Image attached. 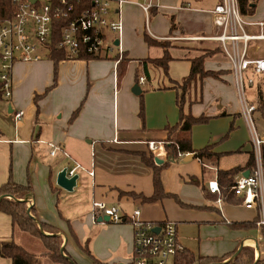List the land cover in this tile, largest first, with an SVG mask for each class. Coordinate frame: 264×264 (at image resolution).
<instances>
[{"label": "crops", "instance_id": "1", "mask_svg": "<svg viewBox=\"0 0 264 264\" xmlns=\"http://www.w3.org/2000/svg\"><path fill=\"white\" fill-rule=\"evenodd\" d=\"M131 2L116 16L123 22L120 43L127 61L122 76H119L122 57L117 53L93 60L63 59L57 68L49 56L15 64L11 107L0 103L4 115L0 124V187L10 179L18 185H30L32 191L24 201L35 210L33 218L38 224L56 229L55 233L45 234L61 237L64 255H70L77 264L82 261L93 264L84 252L88 234L95 241L87 247L102 263L131 264L133 259V225L130 221H104L106 217L100 214L94 223L93 202L119 208L125 219L140 210V220L144 222L159 225L173 222L180 243L198 256L222 258L250 247L255 250L256 260H264V229L259 226L258 209L246 208L241 198L223 201L208 190L209 182H218L219 170L241 168L236 179L250 171L246 166L254 151L252 138L249 139L251 130L244 125L246 120L231 64L220 43L210 39L219 34L212 11L220 0H158V8L152 9L149 16L139 6L148 0ZM249 2L254 10L251 15H244L247 23L252 24L247 31L253 36L264 35V26H257L264 24V0ZM174 23L176 27L172 30ZM145 35L169 42L172 60L168 75L148 64L149 79L144 86L138 83L145 105L143 123L141 95L132 92L137 85L136 75L145 76L140 61L164 56V49L149 46ZM261 46L264 47V40L250 42V57L264 58ZM210 52L213 55L208 56ZM202 56H208L204 61L206 70L222 73L218 79L192 82L185 113L211 118L208 124L193 127L192 145L195 150L214 145L213 153L220 158L204 161L184 158L158 165L155 158L162 160L165 153L154 156L148 143L167 145L166 128L175 126L180 117L177 104L180 93L176 88L189 76L192 61ZM37 96H42L38 106ZM17 111L23 113L20 120L12 116ZM236 122L244 125L246 142L250 141L247 147L227 145L233 138L224 143L229 133L230 138L237 135ZM50 145L59 147L54 156ZM140 153L151 156L157 167H165L162 184L171 196L145 203L129 194L146 197L154 194V170L144 164ZM76 164L85 170L78 171L77 186L68 192L57 185V177ZM254 221L257 224L251 228L231 226ZM25 235L40 244L42 253L45 251L39 239L14 228L11 217L0 212V243H16ZM42 264L54 263L46 259Z\"/></svg>", "mask_w": 264, "mask_h": 264}, {"label": "built area", "instance_id": "2", "mask_svg": "<svg viewBox=\"0 0 264 264\" xmlns=\"http://www.w3.org/2000/svg\"><path fill=\"white\" fill-rule=\"evenodd\" d=\"M10 1V6L0 10V14H4L0 18V103L4 106L11 107L13 68L18 62L39 61L43 56H49L52 50L61 51L67 60H78L86 56L104 58L116 51L120 58L123 56L120 43L123 22L116 16L125 4L132 3L131 0ZM157 1L148 0L139 6L149 16L152 9L158 8ZM212 14L219 34L210 39L220 43L231 64L242 114L251 130L256 156L255 170L248 177H238L232 191L242 199L246 208L258 209L259 226L264 229V171L261 155L264 136L258 134L254 122L257 107L246 96V87L257 86L258 91L262 92L264 104V58L250 57V42L264 40V35L253 36L248 33L247 28L252 24L245 20L238 0H220ZM257 26L262 28L264 24ZM116 40L119 46L115 45ZM145 83L146 78L141 77L139 85L144 86ZM22 115L21 111L12 112L15 120H20ZM50 146L53 148L51 155L54 156L59 147ZM148 148L154 156L165 153L162 158L164 164L183 160L190 154L179 152L177 157L171 158L164 142H149ZM79 170L85 169L76 164L67 170V177L78 175ZM90 175L94 173L90 172ZM208 190L211 194L221 193L217 181L209 182ZM98 214L108 217L112 223L130 221L133 225L134 254L131 264L173 263L175 257L186 250L178 240L173 222L166 221L160 225L144 222L140 220V210L134 211L132 218L125 219L119 208L104 202H93L94 223Z\"/></svg>", "mask_w": 264, "mask_h": 264}, {"label": "trees", "instance_id": "3", "mask_svg": "<svg viewBox=\"0 0 264 264\" xmlns=\"http://www.w3.org/2000/svg\"><path fill=\"white\" fill-rule=\"evenodd\" d=\"M238 4L240 7V11L243 15H251L253 13L254 8L250 4L249 0H238ZM10 0H0V10L5 9L6 6H10ZM4 17V14H0V18ZM175 23L172 24V30L175 29ZM145 41L149 46H159L164 49V56L158 60H144L140 61V65L142 69H144V75L140 76L138 73L136 75V83L138 84L141 77H145L146 81L149 79L147 66L148 64H152L155 67L161 68L166 75L169 74V63L172 60L169 49L171 47L169 42H160L152 39L149 35H145ZM213 55V52L207 54ZM124 56V55H123ZM119 63L120 66V75L124 74V67L123 65L125 62V58H123ZM208 56H202L200 58L194 59L192 61V69L187 78L183 80L182 85L177 86V90L179 91L178 96V108H179V122L175 126H168L166 131L168 133L167 137V149L169 150L170 157H177L179 152L182 153H190L195 154V158L204 161L205 159L209 160H218L220 155L213 153L214 145L206 146L201 150H195L192 145V129L196 125H204L210 122V117L207 116H200L195 117L191 113H185V105L187 102V96L190 91V86L192 82L196 80H204L206 78H215L218 79L222 72H214L205 69L204 61L205 58ZM50 59L55 61L56 68L58 63L65 59L64 54L59 50H52L49 55ZM85 60H93L99 59L93 56H86L85 58H80ZM123 67V68H122ZM42 96L36 97V106H38L39 99ZM141 105H140V118L144 123V116H145V105L143 95L140 97ZM258 105L257 112L260 113L261 118L264 120V104L262 100V92L259 90L257 94ZM1 100V96H0ZM79 110L74 113V116L77 115ZM228 137V136H227ZM226 137V138H227ZM261 155H262V163H263V171H264V144L261 148ZM140 157L144 164L148 167H151L154 170V194L151 197H146L142 195H136L134 193H129L131 196L142 198L145 203H153L156 201H160L165 199L170 194H167L164 190L161 173L165 167H157L154 164V160L151 156H147L145 153H140ZM256 167V156L255 152L253 151L250 154L249 162L246 166V169L253 172ZM242 171L241 168H234L232 170H219L217 173V180L218 184L221 189L220 195H218L223 201L232 202L237 197L234 192L232 191V187L236 182L237 175ZM32 187L30 185L23 186L16 184L12 179L10 181L0 187V198L3 199L0 202V212L5 213L6 215L10 216L12 219V224L14 228L20 230L21 232L27 233L33 237L39 239L45 248L42 256L28 252L23 246L15 243H0V255L1 257L8 259L11 264H42L43 260L47 259L54 264H77L70 255L64 256L66 252L62 248V238L59 236H50L44 234L45 232L48 233H55L56 229L52 226H49L45 223L38 224L37 220L33 218L35 215L34 209H28L27 203L24 201L25 198L31 193ZM206 191V189H205ZM207 194V192H206ZM216 195V194H215ZM242 201V199H241ZM29 211L31 214H29ZM257 221L251 223H241V224H231L233 228H251L255 227ZM44 232V233H43ZM84 252L92 258L93 264H104L98 259H96L87 245L84 247ZM232 258V259H231ZM229 261L227 263L226 260ZM231 259V260H230ZM256 262V255L255 250L250 247H243L239 253L238 250L234 253L224 256L222 258L216 257H202L198 256L188 250L178 254L175 259L173 260V264H255ZM256 264H264V260H259Z\"/></svg>", "mask_w": 264, "mask_h": 264}, {"label": "rangeland", "instance_id": "4", "mask_svg": "<svg viewBox=\"0 0 264 264\" xmlns=\"http://www.w3.org/2000/svg\"><path fill=\"white\" fill-rule=\"evenodd\" d=\"M261 49H262V51H264V47L263 46H261ZM115 53H117V51L115 52ZM115 53H113V54H115ZM248 86V85H247ZM257 94H258V87L257 86H255V87H252V88H250V87H246V96H247V99L249 100V102H251V103H254L255 105H258V99H257ZM4 120V115L2 114V112L0 111V124H2V121ZM244 120V119H243ZM246 120V119H245ZM245 120H244V122H245ZM254 122H255V125H256V129H257V131H258V134L260 135V136H264V120L261 118V116H260V113L259 112H255V114H254ZM231 123V122H230ZM213 124V123H212ZM215 124V123H214ZM218 124V123H217ZM217 124H215V125H217ZM233 124V123H232ZM244 125H245V127L246 128H248V126H247V124H246V122L244 123ZM242 123L241 124H238V122H236L235 124H234V126H235V128H236V130H237V135L236 136H234V137H231L230 138V133H229V135H228V137L227 138H225V140H224V143L226 142V141H231L232 140V138H233V141L232 142H227V145H231L232 147H240V145H244L243 147H247V146H249V144H250V141L249 142H246V140L248 139L247 137H246V135H245V132H244V128H243V126H244ZM227 133V134H228ZM251 134V133H250ZM250 138H252V137H250V135H249V139ZM28 209H31V208H28ZM90 234H88V236H87V238H86V241H88V243L86 244V245H88L89 246V248H90V245H93V243H94V241H95V237L94 236H89ZM35 240V239H34ZM33 239H32V237H30V236H27V235H25L24 237H22L21 239L20 238H18V241L17 240H15L16 241V243L17 244H21V243H23L22 245H23V247L28 251V252H30V253H34V254H37V255H41L42 256V252H41V246H40V244L39 243H37L36 241H34ZM42 245H43V243H42ZM91 253H93L92 255L96 258V259H98L96 256H95V254H94V252L92 251ZM65 256V255H64ZM66 257V256H65ZM87 257V259L89 260H91V261H93L92 260V258L91 257H89L88 255L86 256ZM132 259V258H131ZM232 259V258H231ZM230 259V260H231ZM46 260V259H45ZM45 260H43V261H45ZM129 261V260H128ZM229 261V259L228 260H226V262L225 263H227ZM130 262V261H129ZM0 264H11V262L8 260V259H5V258H3V257H1V255H0ZM79 264H84V261H82V262H79ZM168 264H173L172 262H169Z\"/></svg>", "mask_w": 264, "mask_h": 264}, {"label": "water", "instance_id": "5", "mask_svg": "<svg viewBox=\"0 0 264 264\" xmlns=\"http://www.w3.org/2000/svg\"><path fill=\"white\" fill-rule=\"evenodd\" d=\"M34 1V0H33ZM115 45L116 46H119V41L116 40L115 42ZM132 92L134 95H141L142 94V90H141V87L137 84L133 87L132 89ZM195 158V154H188L186 157H185V161H190L192 159ZM155 163L158 164V165H162L163 164V161L159 158H155ZM250 175V171H247L245 174H244V177H248ZM79 179V176L78 175H75L74 177L72 178H68L67 177V169H64L62 170L59 174H58V177H57V185L68 191V192H73V190L75 189V187L77 186V181ZM3 199V197L0 198V202L1 200ZM26 202V201H25ZM31 210V209H30ZM29 214H31V212L29 211ZM104 221H109V218L106 217V218H103ZM44 233V232H43ZM45 234V233H44ZM242 248H240L238 250V253L239 251L241 250ZM259 260L257 259L255 264L258 262Z\"/></svg>", "mask_w": 264, "mask_h": 264}]
</instances>
